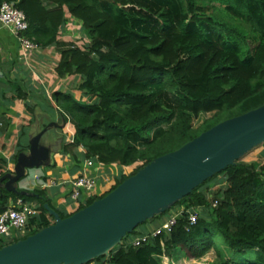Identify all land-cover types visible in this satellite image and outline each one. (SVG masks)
<instances>
[{"label":"trees","instance_id":"obj_1","mask_svg":"<svg viewBox=\"0 0 264 264\" xmlns=\"http://www.w3.org/2000/svg\"><path fill=\"white\" fill-rule=\"evenodd\" d=\"M8 1L25 13L28 27L23 34L40 49H55L54 76L76 80L70 91L55 87L49 98L41 96L47 122L56 114L69 117L74 139L63 138L59 151L73 160L96 157L106 165L123 166L99 193L71 211L53 206L44 188H34L29 196L1 186L0 212L9 199H34L37 214L29 218L26 235L53 222L45 202L66 217L155 157L264 103V0H212L222 4L216 15L208 13L213 2L208 5L204 0ZM226 18L246 25H233ZM65 28H79L83 35H63ZM8 81L10 98L35 116L23 83ZM200 115L205 116L194 124ZM2 119L4 128L12 125L10 116ZM23 126L18 151L24 147L19 139ZM177 204L199 211L189 230L183 212L169 231L133 245L128 239L139 234L135 227L131 237L127 233L108 254L89 262L161 264L157 255H171L178 248L194 257L212 248L222 257L217 235L233 253L220 264H264L263 156L251 162L237 159L193 187Z\"/></svg>","mask_w":264,"mask_h":264},{"label":"water","instance_id":"obj_2","mask_svg":"<svg viewBox=\"0 0 264 264\" xmlns=\"http://www.w3.org/2000/svg\"><path fill=\"white\" fill-rule=\"evenodd\" d=\"M47 126L29 139L28 153L20 152L6 179L16 188L26 167L49 163V148L40 143ZM64 125L62 122L61 126ZM264 141V103L226 118L180 147L155 157L112 190L66 217L48 203L53 222L0 246V264H84L108 251L139 223L161 213L203 180L234 163Z\"/></svg>","mask_w":264,"mask_h":264},{"label":"crops","instance_id":"obj_3","mask_svg":"<svg viewBox=\"0 0 264 264\" xmlns=\"http://www.w3.org/2000/svg\"><path fill=\"white\" fill-rule=\"evenodd\" d=\"M74 21L76 20L74 19ZM62 33L63 35L71 34L66 28ZM76 33L79 34L80 32L76 31ZM36 57L39 61L36 62L43 68L49 61H52V71L50 73H45L41 69L34 75V54L28 57V60H25L20 53L19 43L14 33L9 27L0 24V169L3 171V173L0 174V178L7 172H10L9 170H13L16 163V161L12 160L13 154L17 152L15 157L17 159L20 152L28 153L29 139L47 126L49 122H56L57 125L47 127L40 138V143L46 145L50 150L49 154H51V158L49 157V163L41 166L26 167L24 174L16 181V188L19 191L28 192L25 195L31 194L34 188H44L45 194L49 197L53 206L64 211H71L75 206L69 195L70 182L80 171L84 158L73 160L69 155L59 151L61 140H63V138L66 140L65 129L63 128L64 125L61 126L62 122L65 123V119L61 117V122H58V115L56 114L52 120L46 122V124L42 126L43 120H49V117L47 118L45 116V102L41 96L42 93L46 94V92H49V86L53 84L54 81L57 85L53 88L59 87L62 90L70 91L72 86H74L73 83H70L72 86L69 87L66 85L64 88L63 82H75L76 84V80H69V78L66 77L58 79L54 76L53 68L57 62V55L53 47L40 49ZM35 76H37L38 80L34 81ZM8 79H17L23 83L28 93L30 106L35 110V116L34 111L33 113L28 112L23 106V103L19 100L13 101L10 98L12 91ZM51 103L54 105L53 101ZM38 112L41 114L40 117L37 116ZM2 114H4L3 116L8 115L11 117V126L4 128ZM22 125H25L23 126L24 134H22L19 139L24 147L18 151L19 146L17 145V141ZM32 125L34 126V130ZM78 150L83 154L84 150L81 147H79ZM255 155L264 157V147L258 150ZM122 170L123 166L120 164H116L113 167L105 164L102 172L97 171L98 182L95 187L96 193L101 191L105 179H110L114 174H118ZM5 180L6 179L0 180V185H3ZM10 200L11 199H9V202ZM27 201L35 204L34 199ZM161 220L164 219H160L159 221L161 222ZM156 224H153L151 229ZM87 264H94V262H89Z\"/></svg>","mask_w":264,"mask_h":264},{"label":"built area","instance_id":"obj_4","mask_svg":"<svg viewBox=\"0 0 264 264\" xmlns=\"http://www.w3.org/2000/svg\"><path fill=\"white\" fill-rule=\"evenodd\" d=\"M0 24L9 27L14 33L19 43L20 53L25 60H28V57L33 54L36 55L40 50V47L31 38L23 34V31L28 27V21L23 10L15 6L13 1L0 0ZM47 93L50 97V93ZM64 129L66 140L73 141L74 133L71 129L68 115L66 116ZM104 166L105 164L98 161L96 157L84 158L80 171L70 182L69 195L74 206L84 204L95 193V187L98 182L97 171L102 172ZM107 180L109 179H105V181ZM216 202V199L212 200V205L214 206ZM183 212L187 214L186 230H189V227L196 222L199 211L197 208L177 206L171 209L169 214L163 218L164 220L159 221V223L157 222L150 231L135 235L129 238L128 242L133 245H139L151 235L161 233L162 231H169L175 223L176 218L180 214H183ZM35 214H37L35 204L23 200L21 197L11 199L8 207L0 212V246L14 241L25 230H28L27 224L29 218ZM157 256H162L167 259L165 253Z\"/></svg>","mask_w":264,"mask_h":264},{"label":"rangeland","instance_id":"obj_5","mask_svg":"<svg viewBox=\"0 0 264 264\" xmlns=\"http://www.w3.org/2000/svg\"><path fill=\"white\" fill-rule=\"evenodd\" d=\"M204 1L208 5H210V3L213 2L212 0H204ZM213 4H214V7L212 9H210L208 11V13H210L212 15H216V13L218 12V9L219 8H222V4L214 3V2H213ZM137 7L139 8V6H137ZM208 8H210V7H208ZM226 19H228L229 20V23H232L233 25H237V26L240 25V26H244V27L246 25L245 23H243L241 21H235L233 19L231 20L229 18H226ZM76 31L77 32H80V33L77 34ZM69 32L71 34H75V36H77V35H79V36L80 35H83V32L79 28H76V29L73 28V29L69 30ZM247 42H248L249 45H252L253 44L252 41H250V40L247 41ZM36 61H38V60H37L36 55H34V75L36 74V72L38 73L39 70H41V69L45 73H50L52 71V66H53V63H51L52 61L51 62L49 61L44 68L43 67H40L39 66V63H37ZM34 78H35L34 81L35 80H38L37 76H35ZM47 78H49V77H47ZM70 83L71 84L73 83V85L75 86V82H63V85H64L63 87L65 88L66 85L69 86V87L72 86ZM55 85H57V83L54 81V83L49 86V93H50V91L53 89V87ZM46 96H47V98H49L48 97L49 95L47 94V92H46ZM40 115H41L40 112H38L37 113V116L40 117ZM205 115H207V114H205ZM205 115H200L197 119H195L194 120V124H197L201 120V118L203 116H205ZM57 120H58V122H61L62 118H61L60 115L57 116ZM43 122L46 123L47 121L46 120H43ZM32 127H33V130H34V126L33 125H32ZM61 131H62V129H61ZM263 147H264V144H262V143L254 146L252 149H250L249 151H247L246 153H244L240 157V159L241 160H244V161H247V162H250V161H253V160L254 161L255 160H258L261 156L255 155V154L258 152V150H260ZM50 156H51V154L49 155V157ZM217 186L218 185H216L215 187H217ZM179 199H177L176 201H174L170 206H168V208H165V209H167V210L170 211L171 209L176 208L177 205H178L177 204V201H179ZM169 211H168V213H169ZM165 213L162 214L159 217H155L153 221H149L150 218L146 219L147 221L144 220V223H140V224H138L136 226V232H139V234H140V232L146 231L147 229L151 228V226L153 224H156V221L158 222L160 219H163L165 217V215H166ZM27 232H28V230H25L23 232V234L20 235L19 237L21 238L22 236L26 235ZM136 232H134V233H136ZM132 234H133V232L129 233V236L131 237ZM19 237H17V238H19ZM6 242H8V240H6ZM216 245L219 248L222 257H220V255L218 256V254H216V252L212 248L208 249L201 256H197V257L192 256L189 253V251L187 249H185V248H183V249L178 248L177 250H175L173 252V254H171V255H167L166 254L167 255V259L165 257L159 256V260H160V263L161 264H220L221 263V260L228 259V258H231L233 256L232 250L230 248H227L223 244L221 236H217L216 235ZM234 257L236 258L237 256H234Z\"/></svg>","mask_w":264,"mask_h":264}]
</instances>
